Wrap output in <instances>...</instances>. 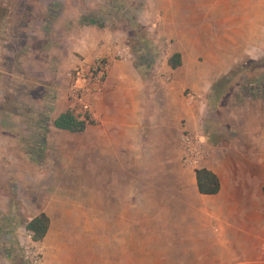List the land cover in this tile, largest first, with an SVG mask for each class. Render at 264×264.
<instances>
[{"label": "crops", "instance_id": "obj_1", "mask_svg": "<svg viewBox=\"0 0 264 264\" xmlns=\"http://www.w3.org/2000/svg\"><path fill=\"white\" fill-rule=\"evenodd\" d=\"M0 1L2 6L7 4ZM17 1L0 17V161L33 157L27 154L37 151V138L28 130L38 132L45 120L49 134L58 131L63 138L71 137L67 135L71 132L53 125L58 115L75 107L66 72L98 56L110 60L92 102L96 123L78 133L81 154L95 152L96 181L79 190L80 207H73L71 200L59 207L63 218L76 219L77 209L80 220L95 213V233L53 237L44 264H264V102L246 96L233 107L237 111L232 118L238 117L244 129L241 136L207 137L203 124L209 121L210 108L217 109L211 85L231 66L228 49L242 51L261 31L253 9L261 10L263 0H153L150 12L152 8L161 12L162 22L150 20L149 36L137 34L132 42L134 48H146L153 42L162 47L164 40L171 41L169 53L158 58L163 73L144 60L135 64L128 38L133 24L122 29L79 19L73 0H25L21 6ZM40 1L47 2L43 9L32 8ZM118 49L128 57L115 56ZM173 53L181 58L176 68L167 63ZM185 134L200 137L206 151L199 166L189 169L188 189L176 147ZM65 143L58 150L64 152ZM3 145L8 146L9 156L5 157ZM152 160L160 162L155 168L156 178L163 183L159 191L140 188L135 178V163ZM169 161L176 162L174 169H169ZM200 167L218 176L217 193L198 192L194 169ZM142 169V177L151 180L149 171ZM3 174L0 168V177ZM153 192L159 193L158 199H146L145 194ZM184 204L191 210L180 216ZM140 208L145 211L143 221L136 220ZM157 208L161 215L152 218L149 212ZM168 211L175 216L168 217ZM40 212L50 220L42 239L46 240L53 215L46 209ZM105 219L113 226L110 234L104 233ZM2 221L15 222L12 217ZM92 222L86 221L89 226ZM137 224L151 225L150 234L137 236ZM24 230L10 226L0 235L5 245L0 244V264H13L9 256L21 249ZM80 242L85 244L77 253Z\"/></svg>", "mask_w": 264, "mask_h": 264}, {"label": "rangeland", "instance_id": "obj_2", "mask_svg": "<svg viewBox=\"0 0 264 264\" xmlns=\"http://www.w3.org/2000/svg\"><path fill=\"white\" fill-rule=\"evenodd\" d=\"M24 1L25 0H18L17 3L19 6H21ZM40 2L41 3H39V6L37 7L34 4V0L32 8L35 7L36 9H39L42 8L44 4H47L46 1ZM4 3L7 4L3 6L0 5V11H2L0 12V17L2 18L6 16L3 15L5 12H3V10H6L7 12L8 9L14 4L13 0H6ZM152 3L153 0H149V4L147 0H73L72 8L80 13L78 17L79 19H84L83 17H85L87 21H89V19L94 21L100 20L108 26L109 24H113L114 27L120 26L122 29L125 27L127 28V25H135V27L130 31V37L128 36L130 40V47L132 46L131 49L135 51V64L141 60H144L146 63H152V70L154 69L155 72L163 73V71H160V62L158 61V58L162 55L166 56L169 53L171 41L168 43V40H164V46L162 47H158L153 42L150 47L146 48L142 46L139 47V45L134 48L133 46L136 44L132 42L134 40V36L137 34L140 37L146 34V37L149 36L148 27L151 25L148 23H150V20H153V22L155 24L157 23V25L162 22V14H160L161 12L154 11L153 8L151 9L152 12H150ZM147 8L151 13L152 19L148 16ZM15 9H20V7H15ZM253 10L256 15V17H253V20L256 21L257 19V25L261 31H259L257 36H254L253 40L249 42L250 46L243 49L242 51H229L228 49V53H231V66L224 75L214 80L211 85L213 88H215L214 94H216L217 97L215 98L214 105L217 107V109L215 110L214 108H210L211 113L208 116L209 121L205 120L203 123L207 137L218 139L217 137H235L240 135L239 132L244 129L241 125L242 123L237 120L238 117L235 119L232 118L234 111H237L233 107L240 106L241 101L247 98V93L250 95L248 96L249 99L252 98L254 100L264 102V0L263 8L261 10L258 9V7L254 8ZM12 17L14 19L13 15ZM142 22L143 25H141ZM211 58L214 57L211 55L210 59ZM204 60L205 57L201 55L200 61ZM73 70L74 67L66 72L69 74L67 76L69 77V80L70 75L74 74ZM224 89L226 90L225 94L223 93L222 97L218 96V91L221 92V90L223 91ZM229 95L231 96V101L227 100ZM74 111L78 113L76 106L74 107ZM238 115L241 116L239 113ZM36 131L37 130L35 129L33 133L31 130H28L29 135L32 136L34 134L33 136L37 138V144L35 147L38 149L34 153L29 152V154H27V150L25 151V154L29 156L30 154L33 155V157H29V160L27 161L24 160L22 162H15L12 159L6 160L5 157L9 153V148L8 146H1L2 148H5V160L0 161V168L3 172H5V174L0 177V182L5 185L0 186V235L8 232L10 226L13 227L15 231L19 228L25 227L26 222L41 209H46L51 212L53 215V224L49 232L50 236H48L46 240H41L38 242L28 238V233L25 228L19 239V241H21V249H17L15 252L11 251L9 256L13 264H31L30 255L34 248H41L42 259L40 264H44V261L48 256V251L53 246L52 243L55 242L53 241L55 237L63 238L66 233L80 234L86 233V231L95 233L94 231L96 229V225L92 217L95 215V213L89 214L88 220L91 219L93 221L91 226H89L86 223L88 220L84 218L80 220L78 211L79 209L76 211L77 215H73L77 216L76 219H71L70 217L63 218V209H59L62 203L65 204L66 202H70V200L72 201L73 207H80L79 201L81 199L80 197L82 196L79 194L80 191L82 188H85L86 185L91 186L92 182L96 181L97 176L95 173L97 172V161L95 160L96 155L94 150L92 153L87 152V154H81L80 135L78 133H67V135L71 136L69 138H63L58 133V131L49 134L48 122L46 120L42 122L38 132ZM61 140L64 143L66 142L65 146L62 147L64 148V152L58 150L62 142ZM178 141L180 140L178 139ZM155 146L156 145H153V153L155 152ZM169 146L170 145H168V150L170 151ZM176 147L177 151L180 150L181 152L178 163L184 167V186L185 189H188L186 183L189 178L188 172L191 168L190 166L185 165L183 162V144L181 145L179 143ZM27 148H30V146H27ZM171 148L172 151H175L173 146H171ZM175 163L176 162L174 161H169V169H172ZM157 164H160V162L154 160L151 162L144 161L142 164L139 161L135 163V178L137 181V186L140 188L144 187L146 189L150 188L152 190L159 191V185L163 183L160 184V178H156L158 174L157 169L155 170V168H157ZM142 168H144L145 172L149 171L148 175H151V180H149L148 177H142L144 175V172L143 175H141L140 172V170H143ZM89 172H91L88 174L90 177H87V173ZM101 179L104 180L102 176ZM158 196V192H153L148 195L145 194V197H147L146 199H151V201L156 200V198L158 199ZM90 197L91 195L89 196L88 194L89 199ZM92 197L94 198L93 195ZM137 198H139V196H137ZM82 200L85 201L84 199ZM51 207H56L57 209H53ZM190 208L191 207L189 205H180V216H182L183 211L185 213H189L191 210ZM172 211V213H175V210ZM144 213L145 211L143 209H137L136 220L143 221L145 217ZM149 214L152 216V218L159 217L161 215V210L159 208L152 209ZM168 215V217L175 216V214H170L169 211ZM8 217H12V219L17 222L16 227L14 226L15 222L10 225L9 222L2 221L3 218L7 220ZM106 222L107 221L105 219V225L103 227L104 233L110 234L113 226ZM150 227L151 225H135L137 236H143L145 231L148 232L147 234H150ZM152 227H158V224L153 225ZM17 234H19V232H17ZM70 242L71 241L68 243L70 244ZM139 243L141 244V242H138V244ZM0 244L2 245V242H0ZM82 244L84 245L85 242H80V244L76 247L77 253L83 249V247H81ZM4 246L5 245L3 244L1 248H5Z\"/></svg>", "mask_w": 264, "mask_h": 264}, {"label": "built area", "instance_id": "obj_3", "mask_svg": "<svg viewBox=\"0 0 264 264\" xmlns=\"http://www.w3.org/2000/svg\"><path fill=\"white\" fill-rule=\"evenodd\" d=\"M119 59H126L128 56L121 49L115 53ZM110 60L101 56L96 57L91 63L82 62L74 67V74L70 75L68 85V94L75 103L77 115H89L92 113V102L101 89L105 76L109 71ZM78 108V109H77ZM74 110V107H73ZM191 134H186L182 138L183 144V162L190 167L199 166L201 156L206 152L202 142ZM28 238L33 240L32 232L27 231ZM41 248L33 249L30 255L31 264H40Z\"/></svg>", "mask_w": 264, "mask_h": 264}, {"label": "trees", "instance_id": "obj_4", "mask_svg": "<svg viewBox=\"0 0 264 264\" xmlns=\"http://www.w3.org/2000/svg\"><path fill=\"white\" fill-rule=\"evenodd\" d=\"M167 63L171 68H176L179 66L181 64L180 54L173 53L168 58ZM225 92V89L223 91L221 90V92L218 91V96L223 93L225 94ZM240 92L242 93L241 90ZM246 95L247 97L250 96L249 93ZM95 122L96 121L93 120V118H91L89 115H77L73 108L70 107L53 120V125L58 129L67 130L71 133H80L86 128L87 125H93ZM194 173L196 187L199 193L211 195L219 191V178L213 171L205 167H200L195 168ZM262 191L264 195V185L262 187ZM49 222V216L44 212H40L26 222L25 228L27 231L32 232L33 240L38 242L41 241L47 233Z\"/></svg>", "mask_w": 264, "mask_h": 264}]
</instances>
